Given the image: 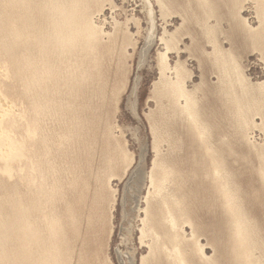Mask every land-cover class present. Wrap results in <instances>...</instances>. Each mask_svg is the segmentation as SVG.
Listing matches in <instances>:
<instances>
[{
	"label": "bare ground",
	"instance_id": "obj_1",
	"mask_svg": "<svg viewBox=\"0 0 264 264\" xmlns=\"http://www.w3.org/2000/svg\"><path fill=\"white\" fill-rule=\"evenodd\" d=\"M103 1L0 0V71L7 73V77L3 75L4 82L8 78L14 82L12 87L0 83V162H3L0 175L13 179L16 165L28 159L29 142L20 143L18 137L21 131L30 134L33 127L42 134L34 143L40 151L33 152L36 147L30 150V173L39 170L41 178L53 179L38 184L35 176L22 175L25 191L37 183L36 192L20 198L13 192L0 204V264H72L65 231L74 228L76 211L68 203L65 188L75 193L78 183L83 184L86 179L76 177L80 169L68 167L69 178L75 177L67 187L60 186L56 180L59 169L48 158L50 130L46 131L45 126L49 116L53 124L57 123L54 125L62 120L68 122L66 100L80 99L92 105L99 98L104 101L107 95L101 74L105 55L101 51L113 49L115 41L109 39L105 43L107 34L93 22L94 10ZM247 2L255 4L259 20L256 29L242 18ZM157 3L165 18L180 15L183 24L174 34L165 33L159 40L164 54L160 56V78L152 94L156 109L148 119L155 154L149 176L153 192L146 199L142 229V237L149 240V255L141 264H264V218L254 216L252 208V214L247 210L237 182L239 173L235 170L237 166L249 168L245 173L256 179L262 191L259 195L264 196V145H256L251 139L254 130L264 131V83L252 84L242 65L249 53L259 54L264 64V0H157ZM152 12L149 11L151 18ZM223 23L228 29L221 27ZM221 37L230 43V49H225ZM184 38L189 43H183ZM154 43L155 40L152 46ZM170 53L176 55L172 66L168 64ZM190 61L196 63L199 77L198 84L188 89L186 82L192 76L187 68ZM13 96H21L27 102L31 127L26 122V128L15 118V105L10 101ZM60 96L66 103L58 100ZM81 118L85 121L75 122L83 130L86 120L92 119L86 115ZM256 119L260 120L259 125ZM43 123L46 125L41 127ZM236 149L252 158L241 153L247 159L240 156L245 162L240 163ZM184 152L186 166L178 161ZM116 154L120 165L127 164L128 157L121 148ZM108 159L111 164L113 157ZM180 165L187 167V175L196 177L202 189L214 197L210 199L212 202L206 201V206L218 209L214 221L202 224L193 217L196 208L192 194L187 197L193 202L186 198L190 194L185 186L189 176L183 178L176 170ZM4 183L0 182V187ZM79 187L78 193L82 188ZM253 193L256 200L257 191ZM55 201L64 202H61L66 208L64 212L61 207L65 214L62 218L51 209L52 204L59 206ZM186 226L190 227L189 233L184 231ZM208 247L212 256L206 254Z\"/></svg>",
	"mask_w": 264,
	"mask_h": 264
},
{
	"label": "rangeland",
	"instance_id": "obj_2",
	"mask_svg": "<svg viewBox=\"0 0 264 264\" xmlns=\"http://www.w3.org/2000/svg\"><path fill=\"white\" fill-rule=\"evenodd\" d=\"M148 3L152 8L147 5ZM254 6L255 4L247 2L244 5L245 10L241 12V15L251 28L256 29L259 26L257 22L259 20H257L258 17H256V8ZM149 11H153L152 18L149 15ZM93 22L97 28L107 34L105 36V43L109 39L115 41V47L113 49H110V51L108 49L101 51L102 55H105L101 74L103 83L107 87V95H105L104 101L102 100L103 98H99L92 105L90 102H83L80 99L66 100L68 101L66 103L65 98L60 96L61 98H58V100L66 103L64 108L68 109L65 110V118L68 122L62 120L61 122L64 121L63 123L60 122L59 125H54L57 123L53 124L52 118L49 116L50 118L48 117L46 119L47 125L43 123L41 127L46 125V131L50 130V133H45L47 134L48 141L51 142L49 144V150H51L48 153L49 155L51 153V155L48 158L50 157V160L54 161V167L59 169L60 174L56 180L60 186L67 187L68 183L75 177L74 175V177L69 178L68 173H66L69 169L68 167H73L77 170L80 169L79 174L76 172V169L74 170L76 177L80 180L83 178L82 181L86 179L83 183L84 186L86 184L85 189L82 187V182L80 180L81 183L77 181L82 185L78 183L77 189L75 188L77 192V190L79 191L78 187H82H79L81 190L77 194H75L76 192H72L71 189H68V187L65 188V191H68V203L76 211L74 228L69 227L65 231L72 251L71 263L141 264L143 258L149 255V240L148 238L142 237V229L144 230L145 224L143 220L145 219V210L148 204L146 199L153 192L149 176L153 167L155 154L153 151L151 125L148 119L156 109V102L153 100L152 94L160 78V56L164 54L159 40L163 34L167 33L168 35H172L176 30L180 29L183 24V18L180 15H171L165 18L162 15L161 7L157 3V0H104L101 6L94 10ZM212 23L214 24V22ZM221 27L228 29L226 23L221 24ZM117 30L120 32H117ZM125 37L126 40H124ZM154 40L155 43L152 46L151 42ZM221 41L226 50L230 49V43L225 38L221 37ZM183 43H189V39L184 38ZM258 55L257 53H249L242 60L244 74L254 85L264 83V64ZM167 57L168 64L171 66L174 65L176 55L170 53ZM187 68L192 76L187 80L186 87L191 89L193 85L198 84L199 70L194 61H190ZM0 72V75L3 76L6 74L5 76L7 77L5 71L3 72L2 70ZM2 76H0V83L9 87L14 85V82L9 78L4 82L6 78L4 76L2 78ZM9 81L11 83H8ZM17 97L14 98L13 96L12 99L10 98V101L15 105L13 110L15 118L18 122L21 121V124L26 128L28 125L31 127L32 119L31 116H28L30 108H25L28 105L26 101L20 98L21 96ZM82 115H86L88 119H92L91 121L86 120L83 130L77 128L75 122V120L79 123L85 121L81 118ZM255 122L258 125L261 123L259 119H256ZM59 126H61V130L58 128ZM31 128L33 129V135L31 134ZM31 128V133L28 135L23 134L21 131L20 137L14 136L19 138L20 143L29 142V144L27 143V149L29 148L27 153L28 159L17 164L18 166L16 165L17 173L14 176L15 179L0 175V182H5L0 187V204L4 203V200L9 199L10 195H14L12 194L13 192H16L15 195L19 194L20 196L17 195L19 198L21 196L24 197L29 192L38 189V186L36 187L38 182V184L42 182L47 184L48 179L50 181L53 180L50 176L51 179L48 176L47 178H41V172L39 170L30 173L29 159L31 158L30 155H32L30 150L36 147L37 149H34L33 152L40 151L41 148L34 143L39 138L41 139L42 134V131H39L40 129L36 131L35 128ZM35 131L40 133H36ZM22 135L25 136L23 137ZM31 138L33 139V145L30 142ZM182 139L185 140L184 137ZM251 139L256 145H264V131L260 129L254 130L251 134ZM25 140L26 142H23ZM110 146H112L111 149H109ZM117 147L126 153L128 157L127 164L120 165L119 157L116 154L118 151ZM114 148L117 150L115 151ZM236 150L239 153L237 157L240 159V156H242L241 153L250 156L242 149L240 152V149ZM185 154L186 152L178 158L179 163L184 166H186ZM109 156L113 157L111 164L108 163ZM242 157L244 158L245 156ZM2 164L3 162L1 161L0 165ZM240 167H243V169L241 168L242 170L239 168L240 171H238V166L237 168L235 166L234 169L236 168V172L241 173V176L236 173L239 178L237 182L242 188V195L247 204V210L250 213L253 211V215L258 218H264V201H261L264 200V196L259 195L261 191L259 184H257L255 178V180H252L253 178H251L252 176L249 173H245L246 170L249 171V168L244 166ZM20 169H23V172H20ZM176 170L183 178L189 176L187 175L189 174L187 167H181L180 165V167H176ZM28 174L33 175L32 177L35 176L34 179L37 178V183L33 187L30 186V191H25L27 188L21 182V179L24 175ZM243 175H248L249 177H243ZM187 178L185 180V186L189 189L190 194L188 193L189 195H186V198L188 199L187 196L190 197L192 194L191 196L194 202L191 199H188V201L193 202L196 208L194 210V206H191L193 208L192 212L194 213L193 217L197 222H202V224L205 221H214L213 219L218 209L211 206L215 209L212 212L213 209L206 206L210 201L212 202L210 199L214 197H211L204 188L205 191L202 189L201 183L196 181V177L193 175L189 176L190 181ZM191 179H194V181ZM250 184L252 185L249 186ZM254 184L257 186L253 187ZM256 191L260 196L259 199ZM252 193L254 195L256 194L258 201L257 199H253L255 196ZM247 198L248 200H246ZM55 202L57 206L59 205L58 207H60L61 212H58L59 208L54 206V204H52L53 206L51 205V209H54L62 218L65 215L64 212L66 209L65 205H63L64 202ZM261 202L262 205L259 206ZM197 203L198 205L196 206L195 204ZM256 207L258 208L255 210ZM210 211L214 214L211 213L210 215ZM205 212L206 215H204ZM254 212L262 216H257ZM184 231L189 233L190 227L186 226ZM200 242L201 244H205L203 240ZM208 248L210 249V247ZM209 249L206 250V254L207 256H212V250Z\"/></svg>",
	"mask_w": 264,
	"mask_h": 264
}]
</instances>
